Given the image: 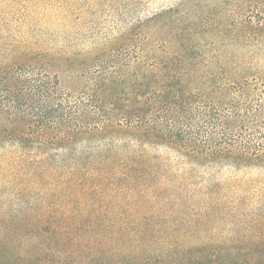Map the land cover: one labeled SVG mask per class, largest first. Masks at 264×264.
<instances>
[{
  "label": "rangeland",
  "instance_id": "374dc122",
  "mask_svg": "<svg viewBox=\"0 0 264 264\" xmlns=\"http://www.w3.org/2000/svg\"><path fill=\"white\" fill-rule=\"evenodd\" d=\"M17 66L44 67L64 96L96 101L101 113L95 122L111 115L120 123L148 99L185 97L195 120L186 135L198 141L211 131L198 118L201 113L209 108L224 116L233 95L239 109L260 105L261 111L248 123V134L233 129L221 137L236 147L250 135L264 141V0H0V69ZM110 130L83 133L69 147L47 146L46 156L60 164L68 157L102 154L103 143L127 144L144 149L146 165L155 171L120 167L107 171L102 183L71 189L28 185L0 173V218L45 209L65 214L70 224L209 219L222 240L231 222L264 219V151L243 164L198 166L185 163L167 143L140 145ZM184 174L188 178L179 185L176 179ZM6 221L13 219H0ZM37 231L43 230L26 226L21 234L40 238Z\"/></svg>",
  "mask_w": 264,
  "mask_h": 264
},
{
  "label": "trees",
  "instance_id": "16d2710c",
  "mask_svg": "<svg viewBox=\"0 0 264 264\" xmlns=\"http://www.w3.org/2000/svg\"><path fill=\"white\" fill-rule=\"evenodd\" d=\"M239 91L245 93L243 87ZM233 94L239 97L235 89ZM228 96L225 92V102ZM236 98L231 95L224 116L213 115L209 108L201 113L198 118L211 131L209 138L198 141L186 135L185 128L195 120L194 106L185 97L148 99L129 109L120 123L111 115L95 122L101 113L96 101L86 104L64 96L44 67L0 69V173L18 176L28 185L71 189L102 183L107 171L120 167L142 174L155 171L146 165L144 149L127 144L103 143L102 154L68 157L60 164L46 156L47 146L69 147L83 133L109 128V133L127 134L140 145L148 140L167 143L188 164L250 162L264 151V141L250 135L236 147L221 137L233 129L248 134V123L261 111L260 105L239 109ZM187 178L184 174L176 180L180 185ZM17 214L8 217L13 221L0 222V264H264V219H237L222 240L209 219H74L70 224L59 211ZM26 226L42 228L35 234L40 238L21 234Z\"/></svg>",
  "mask_w": 264,
  "mask_h": 264
}]
</instances>
